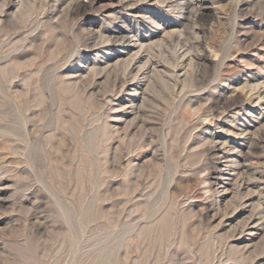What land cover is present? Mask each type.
<instances>
[{
	"label": "rangeland",
	"instance_id": "1",
	"mask_svg": "<svg viewBox=\"0 0 264 264\" xmlns=\"http://www.w3.org/2000/svg\"><path fill=\"white\" fill-rule=\"evenodd\" d=\"M0 264H264V0H0Z\"/></svg>",
	"mask_w": 264,
	"mask_h": 264
},
{
	"label": "bare ground",
	"instance_id": "2",
	"mask_svg": "<svg viewBox=\"0 0 264 264\" xmlns=\"http://www.w3.org/2000/svg\"><path fill=\"white\" fill-rule=\"evenodd\" d=\"M125 37H126V36H125ZM125 39H126V38H125ZM124 41H126V40H124ZM124 41H123V42H124ZM124 43H125V42H124ZM126 43H128V42H126ZM77 89H78V88H77ZM71 91H72V90H71ZM83 91H84V90H83ZM78 94H79V93H78ZM138 113H139V112H138ZM132 121H133V120H132ZM133 123H134V122H133ZM137 132H138V131H137Z\"/></svg>",
	"mask_w": 264,
	"mask_h": 264
}]
</instances>
